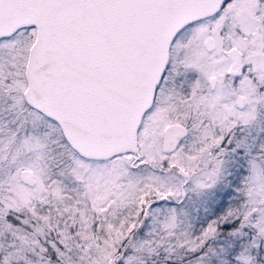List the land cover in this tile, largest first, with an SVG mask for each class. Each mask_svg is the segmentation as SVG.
Returning a JSON list of instances; mask_svg holds the SVG:
<instances>
[{"label": "snow or ice", "instance_id": "1", "mask_svg": "<svg viewBox=\"0 0 264 264\" xmlns=\"http://www.w3.org/2000/svg\"><path fill=\"white\" fill-rule=\"evenodd\" d=\"M0 264H264V0H0Z\"/></svg>", "mask_w": 264, "mask_h": 264}]
</instances>
